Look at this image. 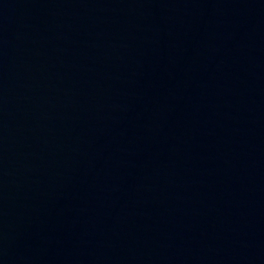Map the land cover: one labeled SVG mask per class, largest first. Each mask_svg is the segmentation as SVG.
Returning a JSON list of instances; mask_svg holds the SVG:
<instances>
[{
  "label": "water",
  "instance_id": "95a60500",
  "mask_svg": "<svg viewBox=\"0 0 264 264\" xmlns=\"http://www.w3.org/2000/svg\"><path fill=\"white\" fill-rule=\"evenodd\" d=\"M0 264H264V0H0Z\"/></svg>",
  "mask_w": 264,
  "mask_h": 264
}]
</instances>
